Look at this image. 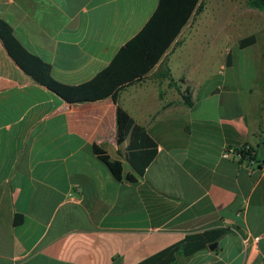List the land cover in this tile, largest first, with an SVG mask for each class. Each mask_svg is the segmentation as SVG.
I'll return each mask as SVG.
<instances>
[{"label":"crops","instance_id":"obj_1","mask_svg":"<svg viewBox=\"0 0 264 264\" xmlns=\"http://www.w3.org/2000/svg\"><path fill=\"white\" fill-rule=\"evenodd\" d=\"M248 1L226 0L238 4L226 15L228 62L204 59L217 42L209 13L224 0H199L202 10L116 102H66L26 74L0 40V264H137L209 228L227 229L214 249L178 252L171 264H264V11ZM158 2L0 0V19L50 63L54 79L75 85L104 69ZM236 49L244 63L237 74ZM178 89L190 93V105ZM117 106L156 143L142 176L127 162L128 137H117ZM227 145H248L256 165L222 158ZM95 147L121 163V179ZM245 230L259 236L248 257Z\"/></svg>","mask_w":264,"mask_h":264},{"label":"trees","instance_id":"obj_2","mask_svg":"<svg viewBox=\"0 0 264 264\" xmlns=\"http://www.w3.org/2000/svg\"><path fill=\"white\" fill-rule=\"evenodd\" d=\"M248 4L264 11V0H249ZM202 8L203 3L199 0H159L147 23L118 50L110 63L90 80L75 85L54 79L51 76L50 63L28 50L3 19H0V40L7 54L26 74L66 102L94 101L106 97H111L116 102L119 90L142 79L161 59L181 29ZM254 39L253 35L242 38L240 45L250 44ZM226 59L228 62V55ZM178 91L183 101L190 105V93L180 89ZM116 121L118 139L122 140L125 137L129 139L127 162L139 176H142L144 169L155 155L156 143L120 106H117ZM94 150L100 160L108 165L113 176L121 179V163L111 160L105 151L98 147ZM128 178L135 179L131 175ZM21 221L22 214L16 213L14 224ZM226 230L225 228H209L187 233L180 241L161 249L137 264H171L176 253L190 256L217 241Z\"/></svg>","mask_w":264,"mask_h":264},{"label":"rangeland","instance_id":"obj_3","mask_svg":"<svg viewBox=\"0 0 264 264\" xmlns=\"http://www.w3.org/2000/svg\"><path fill=\"white\" fill-rule=\"evenodd\" d=\"M221 5V4H219ZM218 8L215 7L214 12L213 13H209V17L212 16V18H208L209 21H212V19H214L215 21V33L212 34L213 36H215V38H217V42H213L212 45L209 46V48L207 49V52L204 53V59L205 61H210V64H215L216 63V58H217V54H218V58L220 59V61H223L225 58V54L226 52L224 51L225 48H228L229 44H233V42H229L230 39H232V30L228 27L227 25V11H232L234 10V6L238 5L236 2L235 3H228L226 2V0H224V3L222 4V6H219ZM241 7H243V3L240 5ZM228 8V9H227ZM253 10H258L253 8ZM196 34L195 32H192L190 34L187 35L186 37V42L188 44H192L196 42ZM189 53H195V50H191ZM241 53L239 50L236 49V51L234 52L233 55V71L236 73H238L239 71H243L244 68V63L240 62V60L243 58L241 56ZM211 68H213V66H210ZM204 69V67H203ZM209 69L208 67L205 66V70ZM230 71H227V77L225 78V82L226 84H231L233 83L230 80V74L228 73ZM236 73V74H237Z\"/></svg>","mask_w":264,"mask_h":264},{"label":"built area","instance_id":"obj_4","mask_svg":"<svg viewBox=\"0 0 264 264\" xmlns=\"http://www.w3.org/2000/svg\"><path fill=\"white\" fill-rule=\"evenodd\" d=\"M222 158H230L233 156L245 157L248 160L249 168H252L256 165V160L252 154V150L248 145L241 146L239 148L233 146H224L220 153ZM71 195V194H70ZM242 212L238 211L236 215H241ZM225 223H230L229 220H226ZM259 236L253 235L250 231L245 230L241 235V245L244 255L246 257L250 256L251 249L256 246Z\"/></svg>","mask_w":264,"mask_h":264},{"label":"water","instance_id":"obj_5","mask_svg":"<svg viewBox=\"0 0 264 264\" xmlns=\"http://www.w3.org/2000/svg\"><path fill=\"white\" fill-rule=\"evenodd\" d=\"M216 242H213V243H210L209 245H208V247L210 248V249H214L215 247H216Z\"/></svg>","mask_w":264,"mask_h":264}]
</instances>
